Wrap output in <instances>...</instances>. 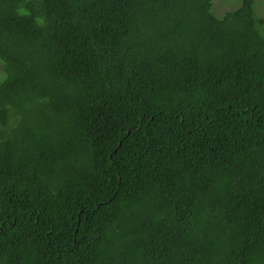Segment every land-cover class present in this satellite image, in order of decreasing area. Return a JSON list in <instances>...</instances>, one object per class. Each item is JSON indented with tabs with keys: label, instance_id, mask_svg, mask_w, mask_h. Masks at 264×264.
<instances>
[{
	"label": "trees",
	"instance_id": "16d2710c",
	"mask_svg": "<svg viewBox=\"0 0 264 264\" xmlns=\"http://www.w3.org/2000/svg\"><path fill=\"white\" fill-rule=\"evenodd\" d=\"M0 0V264H264V3Z\"/></svg>",
	"mask_w": 264,
	"mask_h": 264
},
{
	"label": "rangeland",
	"instance_id": "374dc122",
	"mask_svg": "<svg viewBox=\"0 0 264 264\" xmlns=\"http://www.w3.org/2000/svg\"><path fill=\"white\" fill-rule=\"evenodd\" d=\"M257 2V11L262 14V6L264 3V0H255ZM231 0H216L215 1V12H218V14L225 12V11H230V8L232 5L230 4Z\"/></svg>",
	"mask_w": 264,
	"mask_h": 264
}]
</instances>
